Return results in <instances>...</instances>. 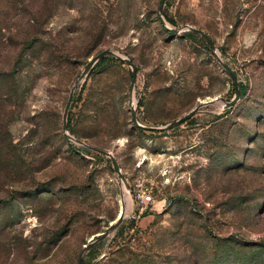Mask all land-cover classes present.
Returning a JSON list of instances; mask_svg holds the SVG:
<instances>
[{
	"label": "rangeland",
	"instance_id": "obj_1",
	"mask_svg": "<svg viewBox=\"0 0 264 264\" xmlns=\"http://www.w3.org/2000/svg\"><path fill=\"white\" fill-rule=\"evenodd\" d=\"M0 0V264H264V0ZM172 21V22H170ZM187 25L203 30L217 56ZM108 56L82 82L88 60ZM110 152L127 184L104 155ZM197 113L171 129L160 128ZM154 192L140 213L137 181ZM102 257V258H101Z\"/></svg>",
	"mask_w": 264,
	"mask_h": 264
},
{
	"label": "water",
	"instance_id": "obj_2",
	"mask_svg": "<svg viewBox=\"0 0 264 264\" xmlns=\"http://www.w3.org/2000/svg\"><path fill=\"white\" fill-rule=\"evenodd\" d=\"M164 4H165V0H161L160 6L158 9V13H159V17H160V23L165 27V29L169 33L176 35L180 32V30L176 29V28H169L166 25L165 20L163 19L162 14H163ZM185 28L189 32H193V33L200 35L206 41V43L209 45L210 49L214 52V54H216V47H215L214 42L210 39V37L203 30L195 28V27L190 26V25H187ZM106 56H111V57H114L120 61H123L124 64L128 65L131 68L130 86L132 88L134 86L136 73H137L136 65L130 59L123 57L121 54L114 52L112 50H109V49H106V50H103V51L97 53L94 57H92L91 59L88 60L87 64L84 66L83 70L80 73L81 81L83 82L85 80V78L88 76V74L90 73V71L93 69V67L103 57H106ZM216 56H217V54H216ZM217 61L220 64V66L230 75V77L233 81L234 96L230 101L225 102L223 105V107L225 109H228V108H231L237 102V100L240 98V90H239L238 83H237V80H236L234 73L221 61L219 56H217ZM74 92H75V87H73L70 90L66 104H65V107L63 109L62 126H61L62 132L67 135L68 139L75 140L77 143L82 144L87 149L94 151L98 154H102V155L106 156L111 161V163L113 165V169H114L115 173L117 174L118 178L120 179V181L124 185H126L127 184L126 178H125L124 174L122 173L116 159L113 157V155L110 152L102 150V149H98V148H95V147H92L89 145H86V144L82 143L81 141L74 139V137H72L69 134L68 126H67V115H68V111H69V108L71 106V103L73 101ZM211 103H213V101L201 103L197 107L192 109L190 112H188L186 115H184V116L180 117L179 119L172 121V122L168 123L167 125L160 127V128L145 127V126L140 125L136 119V110H135L134 106L131 109V120L135 126L140 127V128H144L147 130H150V129H158V130L171 129V128H174L175 126L182 124L183 122L190 119L191 117H193L197 113V111L199 110V108L201 106L209 105ZM124 216H125V209L122 206L117 218L115 220H113L102 233H100L98 236H96L95 239H93L90 243H88L84 246V249L82 250V252L80 253V255L78 257L77 264H82V256H83V253L85 250L91 248L92 246L96 245L100 241L104 240L109 235L110 232L114 231L116 228H118L121 225V223L123 222Z\"/></svg>",
	"mask_w": 264,
	"mask_h": 264
},
{
	"label": "built area",
	"instance_id": "obj_3",
	"mask_svg": "<svg viewBox=\"0 0 264 264\" xmlns=\"http://www.w3.org/2000/svg\"><path fill=\"white\" fill-rule=\"evenodd\" d=\"M133 202L136 203L137 210L142 213L147 210L149 206L155 203L154 192L151 188L144 185L143 181H137L133 189Z\"/></svg>",
	"mask_w": 264,
	"mask_h": 264
},
{
	"label": "trees",
	"instance_id": "obj_4",
	"mask_svg": "<svg viewBox=\"0 0 264 264\" xmlns=\"http://www.w3.org/2000/svg\"><path fill=\"white\" fill-rule=\"evenodd\" d=\"M170 22H172V21H170ZM188 35H196V33L191 32V33H189ZM105 58H108V56L103 57V58H102V61H103ZM239 90H240V89H239ZM67 126H68V129L71 130V129H70V125H69V123H67Z\"/></svg>",
	"mask_w": 264,
	"mask_h": 264
},
{
	"label": "bare ground",
	"instance_id": "obj_5",
	"mask_svg": "<svg viewBox=\"0 0 264 264\" xmlns=\"http://www.w3.org/2000/svg\"><path fill=\"white\" fill-rule=\"evenodd\" d=\"M122 206H123V207H124V209H125V206H124L123 202H122ZM122 206H121V207H122ZM120 210H121V209H120ZM120 210H119V212H120Z\"/></svg>",
	"mask_w": 264,
	"mask_h": 264
}]
</instances>
